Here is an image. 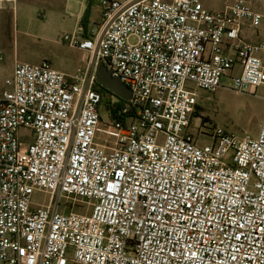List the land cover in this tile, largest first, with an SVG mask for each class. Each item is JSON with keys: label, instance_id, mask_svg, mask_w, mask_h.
I'll list each match as a JSON object with an SVG mask.
<instances>
[{"label": "built area", "instance_id": "2783aa9c", "mask_svg": "<svg viewBox=\"0 0 264 264\" xmlns=\"http://www.w3.org/2000/svg\"><path fill=\"white\" fill-rule=\"evenodd\" d=\"M17 2L0 0V11L15 13ZM99 8L96 27L62 35L83 53L74 73L15 61L4 81L0 264H264V114L257 136L216 127L201 143L189 130L197 92L186 86L214 92L239 63L229 90L255 95L264 38L244 30L264 15L249 0L219 9L99 0ZM101 65L131 90L122 119L100 114ZM102 125L115 130L113 144L97 140ZM35 191L47 204L33 202Z\"/></svg>", "mask_w": 264, "mask_h": 264}, {"label": "rangeland", "instance_id": "374dc122", "mask_svg": "<svg viewBox=\"0 0 264 264\" xmlns=\"http://www.w3.org/2000/svg\"><path fill=\"white\" fill-rule=\"evenodd\" d=\"M209 9H219L223 0H202ZM255 11L264 14V0H249ZM88 12V27H96L99 21V0H18L15 13L9 9L0 11V92L5 88V78L10 76L15 61L40 62L47 61L59 71L72 74L79 66H83V53L62 40L64 33L75 34L79 31L78 13ZM264 26V22L260 29ZM259 29V30H260ZM132 42L135 38H130ZM239 63L221 77L220 86L210 92L187 81L186 86L197 92L198 109L195 114V126L189 130L200 132L201 143H211L210 134L216 127L237 134L248 133L257 136L264 114V85H259L255 95L235 93L231 77L240 71ZM100 114L107 120V109L104 104ZM22 139L30 134V130L20 128ZM115 130L102 125L97 140L104 142L106 137L113 144ZM33 202L47 204L48 195L43 191H35ZM65 200H62L64 205ZM77 205L88 206V200L76 198ZM91 208L84 212L90 213ZM68 264H75L69 262Z\"/></svg>", "mask_w": 264, "mask_h": 264}, {"label": "water", "instance_id": "95a60500", "mask_svg": "<svg viewBox=\"0 0 264 264\" xmlns=\"http://www.w3.org/2000/svg\"><path fill=\"white\" fill-rule=\"evenodd\" d=\"M96 81L104 88L110 90L116 96L127 101L131 98V90L122 82V80L113 76L106 66L101 65L96 72Z\"/></svg>", "mask_w": 264, "mask_h": 264}, {"label": "trees", "instance_id": "16d2710c", "mask_svg": "<svg viewBox=\"0 0 264 264\" xmlns=\"http://www.w3.org/2000/svg\"><path fill=\"white\" fill-rule=\"evenodd\" d=\"M87 16H88V12L86 10L82 18L79 20V28L83 34H86L87 32V27H88V17ZM96 87L100 91L103 89L107 92V94H103V104L107 109V119L112 120L114 117L122 119L123 117L120 116L118 111L123 105H125L126 101L116 96L117 101H115L113 104H110L109 102L112 96H114V94L110 90L101 86L99 83H96ZM194 114H196V112Z\"/></svg>", "mask_w": 264, "mask_h": 264}, {"label": "crops", "instance_id": "0c3cea01", "mask_svg": "<svg viewBox=\"0 0 264 264\" xmlns=\"http://www.w3.org/2000/svg\"><path fill=\"white\" fill-rule=\"evenodd\" d=\"M222 6H223V3H222ZM221 6V7H222ZM220 7V8H221ZM259 12V11H257ZM82 10L78 13L77 17L78 19L80 20L82 18ZM259 13H262V12H259ZM263 14V13H262ZM264 15V14H263ZM78 20V22H79ZM264 22V18L262 19L261 23L257 26V27H246L245 30H244V37L248 40H251V41H259L261 39L264 38V26L260 29L261 25L263 24ZM92 27V26H91ZM90 27H87V29H89ZM260 29V30H259ZM14 68V67H13ZM13 73V69L11 70L10 72V76L12 75ZM10 76H7L6 78L10 77ZM5 78V79H6ZM5 83V82H4ZM6 86V85H5ZM7 87V86H6ZM7 89V88H5ZM4 89V90H5ZM1 93V92H0Z\"/></svg>", "mask_w": 264, "mask_h": 264}, {"label": "flooded vegetation", "instance_id": "af4514ba", "mask_svg": "<svg viewBox=\"0 0 264 264\" xmlns=\"http://www.w3.org/2000/svg\"><path fill=\"white\" fill-rule=\"evenodd\" d=\"M102 92H103V94H107V92L105 90H103V89H102Z\"/></svg>", "mask_w": 264, "mask_h": 264}]
</instances>
